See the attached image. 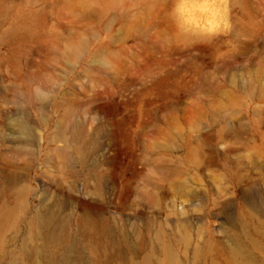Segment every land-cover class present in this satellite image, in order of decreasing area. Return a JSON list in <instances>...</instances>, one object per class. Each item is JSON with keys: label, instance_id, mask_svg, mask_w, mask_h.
I'll return each instance as SVG.
<instances>
[{"label": "rangeland", "instance_id": "rangeland-1", "mask_svg": "<svg viewBox=\"0 0 264 264\" xmlns=\"http://www.w3.org/2000/svg\"><path fill=\"white\" fill-rule=\"evenodd\" d=\"M174 3L0 0V264H264V0Z\"/></svg>", "mask_w": 264, "mask_h": 264}, {"label": "clouds", "instance_id": "clouds-1", "mask_svg": "<svg viewBox=\"0 0 264 264\" xmlns=\"http://www.w3.org/2000/svg\"><path fill=\"white\" fill-rule=\"evenodd\" d=\"M170 15L177 33L215 37L227 27L225 6L220 0H175Z\"/></svg>", "mask_w": 264, "mask_h": 264}, {"label": "bare ground", "instance_id": "bare-ground-1", "mask_svg": "<svg viewBox=\"0 0 264 264\" xmlns=\"http://www.w3.org/2000/svg\"><path fill=\"white\" fill-rule=\"evenodd\" d=\"M24 132L29 133V129L26 125H23Z\"/></svg>", "mask_w": 264, "mask_h": 264}]
</instances>
